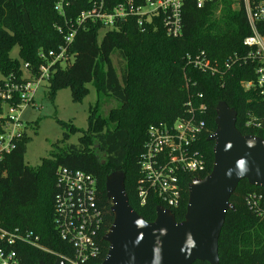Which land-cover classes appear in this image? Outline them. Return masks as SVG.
<instances>
[{
	"label": "trees",
	"instance_id": "trees-1",
	"mask_svg": "<svg viewBox=\"0 0 264 264\" xmlns=\"http://www.w3.org/2000/svg\"><path fill=\"white\" fill-rule=\"evenodd\" d=\"M125 1L105 0V5L111 10ZM148 1L152 0H134V4L141 6ZM92 4V0H0V83L13 79L21 84L39 76L41 66L47 65V92L52 101L58 91L69 89L73 100L80 102L88 84L97 95L87 130L58 121L65 131L63 139L52 145L50 157L43 158L37 167L28 166L24 159L31 141L28 131L35 129L32 123L26 124L27 131L17 140L15 149L0 162V225L10 231L32 233L30 239L37 237L42 248L17 245L21 264H55L59 256L74 257L73 247L61 238L55 223L61 169L84 172L97 182V202L103 218L97 233L99 253L86 264H101L108 252L104 237L114 215L105 182L111 172L125 174L130 206L146 222H154L156 209L163 203L154 196L144 206L138 202L140 161L148 130L153 125H172L189 118L187 104L195 109L205 106L203 114L197 110L195 114L205 123L196 149L206 168L181 176L180 202L171 209L178 223L186 215L189 186L212 172L214 143L208 139L217 130L220 102L236 111V128L242 135L264 140V97L256 87H243L257 81L258 62L242 60L250 51L244 39L251 34L242 1L210 0L199 9L195 0H187L178 38L167 35L163 15L145 19L142 28L136 17L119 21L112 30L91 20L79 23L80 15ZM71 31H75V38L66 45L64 36ZM101 32L104 35L100 39ZM61 46L67 48V56L72 59L65 65L52 64L48 53ZM16 47L18 58L13 59L11 52ZM202 51L207 59L219 64L222 72L212 75L189 65L186 56ZM40 53H45L46 59L40 58ZM115 56L125 62L119 72ZM230 57L237 61L226 70L225 62ZM104 100L116 103L121 119L112 123V111L103 115ZM5 125L6 119L0 117V133ZM76 134H81L78 145H66ZM250 195L264 198V189L242 180L230 198L234 210L227 212L220 234L218 264H264V215L248 206ZM260 205L264 207L262 202Z\"/></svg>",
	"mask_w": 264,
	"mask_h": 264
},
{
	"label": "built area",
	"instance_id": "built-area-1",
	"mask_svg": "<svg viewBox=\"0 0 264 264\" xmlns=\"http://www.w3.org/2000/svg\"><path fill=\"white\" fill-rule=\"evenodd\" d=\"M187 0H152L145 5L136 6L134 0L106 8L105 0H92V8L83 12L79 23L86 20L100 22L108 29H114L116 23L128 18L136 17L140 28L144 27L145 19L163 15L167 35L178 38L182 33V9ZM210 0H195L197 8L201 9ZM238 1V0H237ZM243 3L250 36L244 39V45L249 48L248 55L242 58L256 60L257 81L243 84L246 90L256 87L264 97V0H240ZM75 38V31L64 36L66 45ZM48 57L52 64L70 63L67 48L61 46L58 51H50ZM40 58L46 59L45 53ZM189 65L203 73L212 75L222 72L217 62L207 59L204 51L186 56ZM236 57H230L225 62L226 70L230 68ZM50 63V64H51ZM27 68V65L25 66ZM49 80V69L41 66L39 76H32L25 82L17 84L13 79L0 83V117L6 119L4 131L0 133V162L15 149L18 139L22 138L26 130L23 121L25 112L31 108L39 86ZM189 118L175 121L172 125L158 124L150 126L145 153L141 157L140 168L142 178L138 186V202L146 205L150 196H154L163 203L167 210L179 205L181 197L180 179L182 175L200 173L206 168L203 156L196 149L198 139L204 133L205 123L198 120L195 110L203 114L204 105L197 109L191 103L187 104ZM58 189L60 194L55 199V223L60 236L73 247V259L61 257L65 264H86L99 253L97 233L103 222L102 213L97 202V182L89 174L81 171L61 169L58 175ZM264 198L250 195L247 204L259 215H264ZM32 233H23L19 229L7 230L0 225V264H21L16 251L19 244H30L37 248L38 238L31 240ZM42 249V248H41Z\"/></svg>",
	"mask_w": 264,
	"mask_h": 264
},
{
	"label": "water",
	"instance_id": "water-1",
	"mask_svg": "<svg viewBox=\"0 0 264 264\" xmlns=\"http://www.w3.org/2000/svg\"><path fill=\"white\" fill-rule=\"evenodd\" d=\"M214 165L205 179L189 186L185 218L175 221L170 210L159 206L154 222H146L130 206L125 174L110 173L105 182L113 224L104 240L109 248L101 264L219 263V238L226 214L234 210L230 198L239 183L264 189V140L244 136L236 128L237 113L225 102L216 109ZM55 264H65L57 259Z\"/></svg>",
	"mask_w": 264,
	"mask_h": 264
},
{
	"label": "rangeland",
	"instance_id": "rangeland-1",
	"mask_svg": "<svg viewBox=\"0 0 264 264\" xmlns=\"http://www.w3.org/2000/svg\"><path fill=\"white\" fill-rule=\"evenodd\" d=\"M103 35L104 32H101L100 39ZM11 57L13 59L18 58L17 47L11 52ZM113 61L119 72L125 62L121 58L118 59L117 56L113 58ZM23 73L25 76L27 75L24 69ZM47 84L48 81H45L39 86L31 108L23 116L24 123H32L35 128L28 131L31 141L27 145V152L24 157L25 163L30 167H37L43 158H49L52 145L63 139L65 131L58 124V121L72 124L80 130H87L90 111L97 103L96 91L92 84L86 85L87 93L80 102L73 100L69 89L58 91L54 101H52L47 92ZM102 102L104 116L112 111V123L116 122V118L121 119L120 113L116 111L119 108L116 103L112 100ZM80 136L81 134L73 135L66 145H78Z\"/></svg>",
	"mask_w": 264,
	"mask_h": 264
}]
</instances>
